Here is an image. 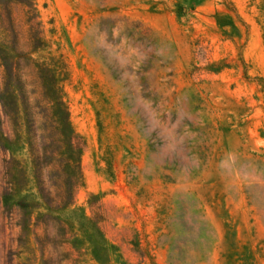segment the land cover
I'll return each mask as SVG.
<instances>
[{
    "label": "rangeland",
    "instance_id": "1",
    "mask_svg": "<svg viewBox=\"0 0 264 264\" xmlns=\"http://www.w3.org/2000/svg\"><path fill=\"white\" fill-rule=\"evenodd\" d=\"M262 3L0 0V264H264Z\"/></svg>",
    "mask_w": 264,
    "mask_h": 264
},
{
    "label": "trees",
    "instance_id": "2",
    "mask_svg": "<svg viewBox=\"0 0 264 264\" xmlns=\"http://www.w3.org/2000/svg\"><path fill=\"white\" fill-rule=\"evenodd\" d=\"M261 12L264 17V0L260 7ZM40 71L44 73L43 79V97L46 100V122H49V130L51 131V136L55 140H62L68 143L69 153L73 156L75 151L72 149V140L75 137V133L70 123L69 113L65 103L63 102L62 92L59 87V77L56 76L54 71L49 73V69L45 64H41Z\"/></svg>",
    "mask_w": 264,
    "mask_h": 264
}]
</instances>
